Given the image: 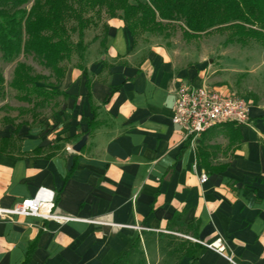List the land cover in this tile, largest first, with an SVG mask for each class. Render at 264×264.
I'll return each instance as SVG.
<instances>
[{"label": "crops", "instance_id": "1", "mask_svg": "<svg viewBox=\"0 0 264 264\" xmlns=\"http://www.w3.org/2000/svg\"><path fill=\"white\" fill-rule=\"evenodd\" d=\"M107 44L88 75L82 71L84 116L68 142L88 134L82 149L53 146L33 130L21 145L25 156L0 153V205L13 206L45 185L76 219H0V264H23L34 240L27 264H111L131 242L118 264H264V114L252 107L249 124L229 121L186 135L172 121L175 89L207 83L203 71L163 46L137 59L136 38L120 17L109 21ZM89 92L98 122L91 131ZM39 146L42 153L32 154ZM192 237H222L226 250Z\"/></svg>", "mask_w": 264, "mask_h": 264}, {"label": "trees", "instance_id": "2", "mask_svg": "<svg viewBox=\"0 0 264 264\" xmlns=\"http://www.w3.org/2000/svg\"><path fill=\"white\" fill-rule=\"evenodd\" d=\"M103 7L110 17L122 18L135 38L145 32L170 37L175 22L181 21L182 34L187 40L215 29L229 31L228 42L248 44L254 40L264 45V0H0V61L11 63L21 54L32 55L58 78H63L66 67L62 62L75 53L80 58L84 56L85 31L94 22L92 15L87 14ZM119 9L121 15L117 13ZM71 18L76 21L77 42L72 39L67 25ZM78 68L88 75L86 66L79 64ZM46 77L34 73L26 62L18 61L10 86L23 100L32 101L36 97L47 100L59 95L60 90L39 83ZM87 84L90 87L89 77ZM4 85L5 77L0 69V98L4 95ZM88 97L94 112L89 122L88 131H91L98 124L97 107L91 92ZM16 141L14 135L0 136V153L25 156L27 153ZM42 151L39 146L31 153L39 155ZM198 153L204 159L202 163L207 165L206 149L200 147ZM74 168L75 165L68 176ZM224 168L222 165L216 169ZM36 243L37 240L30 243L23 264L30 260ZM133 245L131 242L111 264H118L119 258L127 256Z\"/></svg>", "mask_w": 264, "mask_h": 264}, {"label": "rangeland", "instance_id": "3", "mask_svg": "<svg viewBox=\"0 0 264 264\" xmlns=\"http://www.w3.org/2000/svg\"><path fill=\"white\" fill-rule=\"evenodd\" d=\"M117 13L121 15L122 11L119 9ZM87 15H92L94 22L85 31L84 56L80 58L75 53L62 62L66 67L63 78H58L32 55L21 54L11 63L0 61V69L5 77L4 95L0 98L1 137L14 135L21 146L24 137L37 130L38 134L45 133L53 146H66L65 149L75 152L73 145L68 142L76 136L73 134L76 130L75 120L84 116L81 97L83 70L78 65L87 67L90 61L94 60L96 63L103 58L108 45L109 21L113 18L109 16L106 7ZM67 25L72 39L77 42L78 32L74 30L76 21L71 18ZM181 26L182 22L176 21L170 37L149 32L138 35L131 53L138 50L139 59L152 46H163L180 57L185 65L199 67L204 73V81L207 79V83L226 86L238 95L247 97L251 108L264 114V45L254 40L248 44L228 42L229 31L215 29L187 40L183 37ZM18 61L26 62L34 73L46 75L39 83L58 88L60 94L47 100L36 97L32 101H26L19 98L18 91L10 86Z\"/></svg>", "mask_w": 264, "mask_h": 264}, {"label": "built area", "instance_id": "4", "mask_svg": "<svg viewBox=\"0 0 264 264\" xmlns=\"http://www.w3.org/2000/svg\"><path fill=\"white\" fill-rule=\"evenodd\" d=\"M172 121L182 127L186 135L196 137L220 123L231 121L237 124H249L251 103L247 97L238 95L228 88L206 82L200 85L183 82L175 89ZM207 178L208 174L202 171L200 180L204 182ZM14 215H36L61 223L76 219L61 211L57 203L56 190L45 185L40 186L33 196L25 197L13 206L0 205V219ZM192 238L220 253L226 250L222 237L211 241ZM229 258L234 262L231 257Z\"/></svg>", "mask_w": 264, "mask_h": 264}, {"label": "water", "instance_id": "5", "mask_svg": "<svg viewBox=\"0 0 264 264\" xmlns=\"http://www.w3.org/2000/svg\"><path fill=\"white\" fill-rule=\"evenodd\" d=\"M88 139V134H85L76 144H74L73 148L75 151H80L82 147L86 144Z\"/></svg>", "mask_w": 264, "mask_h": 264}]
</instances>
